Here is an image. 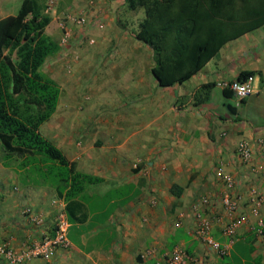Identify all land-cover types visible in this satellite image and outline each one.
I'll list each match as a JSON object with an SVG mask.
<instances>
[{"label":"crops","instance_id":"1","mask_svg":"<svg viewBox=\"0 0 264 264\" xmlns=\"http://www.w3.org/2000/svg\"><path fill=\"white\" fill-rule=\"evenodd\" d=\"M14 1L19 8L22 0H0V18L11 14L7 9ZM51 16L46 32L58 40L60 29ZM102 34L103 39L110 36ZM128 41L122 35L115 54L119 59L131 55L117 63V68L134 69L129 78L135 89L132 86L125 93L130 98L124 96L132 103L130 110L92 118L91 111L77 107L75 76L90 68L86 61L93 59V53L98 60L99 52L102 57L114 52L107 51L114 47L105 40L99 43L104 47L95 51L84 48L85 58L67 66L66 75V65L56 63L54 55L41 67L62 89L57 110L41 125V133L75 163L76 170L101 181L88 184L77 198L82 204L69 205L67 212V201L54 186L33 178L23 184L18 172L22 158L14 165L16 157L5 160L4 155L0 158V243L21 250L55 235L56 223L64 216L69 245L49 259L35 257L24 264H167L176 247L187 249L194 264H264V203L254 212L249 202L252 187L264 192V24L227 41L194 75L173 86L159 85L154 64L152 75L147 74L145 55L141 58L145 69L138 71L139 41ZM104 64L102 69L108 70L110 64ZM245 71H255L256 91L241 99L223 84ZM121 80H116L119 91H123ZM123 100L116 92V101ZM110 115L121 126H111L115 123L109 121ZM241 139L254 149L250 162L235 156ZM221 172L234 175L244 195L241 209L231 211L221 202L227 189ZM28 208L30 214L25 213ZM239 215L243 221L229 242L224 229ZM203 220L212 222L210 234L216 241L228 246L225 255L196 234Z\"/></svg>","mask_w":264,"mask_h":264},{"label":"trees","instance_id":"2","mask_svg":"<svg viewBox=\"0 0 264 264\" xmlns=\"http://www.w3.org/2000/svg\"><path fill=\"white\" fill-rule=\"evenodd\" d=\"M125 1L145 10L136 37L153 49L152 72L161 86L183 83L227 41L264 24V0ZM45 7L40 0H22L16 14L0 18V143L5 160L22 158L18 172L26 175V183L37 175L54 186L68 212L69 205L82 204L77 198L86 186L101 179L76 170L40 130L57 110L62 90L41 70L61 49L46 32L52 16ZM254 73L245 71L239 78Z\"/></svg>","mask_w":264,"mask_h":264},{"label":"rangeland","instance_id":"3","mask_svg":"<svg viewBox=\"0 0 264 264\" xmlns=\"http://www.w3.org/2000/svg\"><path fill=\"white\" fill-rule=\"evenodd\" d=\"M20 1L21 0H18V3H20ZM40 1L43 2L47 8L48 3L51 0ZM10 6L11 7L7 9V12L16 14L19 10L17 2H11ZM109 9L110 11H108ZM48 11L50 15H54L53 17L55 18V23L59 27L61 33L58 41L62 46L60 51L54 55V61L56 60V63H58L60 60V65H66L64 66L65 73H63V75L68 73L66 70L67 66L70 68L72 67L74 61L85 58L86 55L83 52L84 48H91L95 51V49L99 48L100 45L101 47H104V43L111 44V46L114 47L112 50L107 48V51L114 52L105 53L103 57L100 56L102 52H99L98 60L94 58L95 56H98V54L93 53V59L90 58L86 61L87 65L90 64V68H82V70L77 72L75 78L76 83L78 84V89L76 87L73 88V92L79 98L77 107L81 110L91 111L92 118L99 117L103 114L105 115V112H107L106 115H108L109 111L113 112L118 109L130 110L132 103L126 99L130 97L125 96V93H129L133 88L135 89V86L130 82L132 79L129 78L131 77V70L133 67L124 66L123 69L117 68L120 66L117 63H122L123 60L127 59L126 57L131 55H123L119 59V54L115 53L116 50L120 48L119 41L122 40V35H126L130 42L132 40L139 41L138 45L141 57L139 56V61L136 59V62H139V66L141 67L138 71L143 72L145 69L142 67L144 59L141 60L143 57L142 55H145V71L148 75H152L150 67L152 64H155V58L152 54V50L145 44V42L136 37L140 24L146 16L144 8L141 6L132 8L130 7L129 2L125 0H53V7ZM106 14L107 16L109 15V17L105 19L104 16ZM80 17H84L85 21L81 23L78 22L77 19ZM108 20H110L111 25L105 27H101L99 25L101 22L105 24ZM102 33L109 34L110 36L103 39ZM93 38L95 40L94 42H91V39ZM125 39L126 37H124V40ZM102 40H105V42L103 44H99ZM129 41L127 43H130ZM105 62L110 64L109 66L106 65L109 68L108 70L102 69L105 66ZM144 77V75H141V78ZM63 78L67 82L70 81L69 77V80H67V77ZM118 78H124L125 80L120 81L122 85L119 84V87H121L123 91H119L117 88L118 86L116 87V80H118ZM100 83L104 84L100 85ZM116 92L122 95L124 99L123 102L116 101ZM119 103L122 104L119 105ZM67 104L68 103L66 101L65 106ZM93 121L96 122V118L93 119ZM109 121L115 123L111 124V126H115L116 124L117 126H121V124L117 121V117H112V115H110ZM48 133H51L50 129L48 130ZM4 154L3 147L0 143L1 160L3 159ZM17 163H19L18 158L13 159V164L15 165ZM25 177L26 175H23L20 178L23 184L28 181ZM30 177L34 178V182H36V180L38 181L40 178L37 175H32Z\"/></svg>","mask_w":264,"mask_h":264},{"label":"built area","instance_id":"4","mask_svg":"<svg viewBox=\"0 0 264 264\" xmlns=\"http://www.w3.org/2000/svg\"><path fill=\"white\" fill-rule=\"evenodd\" d=\"M53 7V0L49 1L47 11ZM76 19V18H74ZM78 22L85 21L84 17L77 19ZM102 27V25H100ZM94 38L91 42H94ZM256 74H248L243 78H238L231 82L224 83L225 89H230L238 98H245L252 95L256 91L255 80ZM235 156L242 162H250L254 156V149L250 142L246 139H241L237 143L235 149ZM222 178L226 185V190L223 192L221 202L231 211H236L242 208L245 200L244 195L238 191L236 179L232 173L221 172ZM249 202L252 205V210L258 212L261 205L264 203V192L259 190L258 186H254L250 191ZM25 213L30 214L31 209L25 210ZM243 215L237 216L233 221L229 222L224 229V233L230 236L229 242L233 241L235 229L243 221ZM69 223L64 216H60L56 223V232L53 236H46L38 242H32L23 250H16L8 242L0 243V259L5 260L4 264H24L35 257H42L45 259L51 258L54 252L59 248L67 247L69 245L68 239ZM212 222L210 220H203L200 228L196 234L202 239L203 243L210 244L218 249L222 255L228 251V246H221V243L210 234ZM167 264H194L193 259L187 249L176 247L169 256Z\"/></svg>","mask_w":264,"mask_h":264},{"label":"clouds","instance_id":"5","mask_svg":"<svg viewBox=\"0 0 264 264\" xmlns=\"http://www.w3.org/2000/svg\"><path fill=\"white\" fill-rule=\"evenodd\" d=\"M46 10H47V9H46V7H45V12L48 13L49 11H46ZM63 200H64V199H63Z\"/></svg>","mask_w":264,"mask_h":264}]
</instances>
